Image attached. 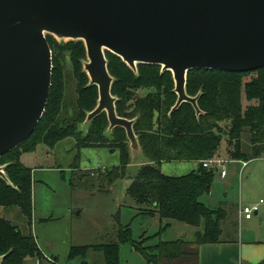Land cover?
Instances as JSON below:
<instances>
[{"label": "trees", "instance_id": "trees-1", "mask_svg": "<svg viewBox=\"0 0 264 264\" xmlns=\"http://www.w3.org/2000/svg\"><path fill=\"white\" fill-rule=\"evenodd\" d=\"M46 40L52 56V72L44 113L34 133L0 158V166L4 167L9 181L6 183L0 178V209H18L27 219L29 228L32 168L21 162L24 154L33 153L38 145L54 149L67 138L75 140L74 148L78 154L86 148L103 147L118 151L119 165L109 170L98 169L95 177L94 170L72 168L76 175L72 189L84 185L92 187L93 178H97L101 186H111L126 177L131 158L124 130L115 128L108 133L104 113L85 127L83 136L76 132V125L84 122L98 99L96 87L88 85L87 76L82 71L86 60L84 45L81 41L58 43L51 36H46ZM105 57L107 71L113 79L111 94L116 98V114L134 121L133 132L146 159L127 187L126 194L141 207L146 217L202 227L195 233L193 242L176 240L149 247L154 254H146L148 263L181 260L186 255L184 247L187 245L198 248L221 243V226L226 215L223 210L208 209L200 201L210 192L215 168H203L202 163L214 158L222 160L219 152L223 142L230 161L248 162L264 158V68L247 74L203 69L188 72L185 92L189 97L198 96L197 106L201 114L196 116L187 103L170 113L177 99L170 72H161L157 65L139 64L133 73L115 55L105 52ZM67 62L76 84L69 117L64 100V67ZM246 135L248 151L243 149ZM189 161L197 162V168L186 175L171 177L160 171L164 162ZM130 235V229L124 227L117 234L118 243L109 242L96 247L95 251L102 254L104 264H119L120 245L132 242ZM134 247L144 251L140 244ZM87 249L72 248L69 258L85 256ZM28 258H35L39 263L47 261L30 232H22L0 215V264H25Z\"/></svg>", "mask_w": 264, "mask_h": 264}, {"label": "water", "instance_id": "water-1", "mask_svg": "<svg viewBox=\"0 0 264 264\" xmlns=\"http://www.w3.org/2000/svg\"><path fill=\"white\" fill-rule=\"evenodd\" d=\"M46 36L83 43V72L98 95L83 125L105 113L107 132L122 128L131 159L143 165L134 121L116 114L105 52L133 73L139 64L170 72L177 97L170 113L187 103L198 116V96L185 92L188 72L264 68V0H0V158L44 113L52 72ZM0 178L9 183L3 166Z\"/></svg>", "mask_w": 264, "mask_h": 264}, {"label": "rangeland", "instance_id": "rangeland-1", "mask_svg": "<svg viewBox=\"0 0 264 264\" xmlns=\"http://www.w3.org/2000/svg\"><path fill=\"white\" fill-rule=\"evenodd\" d=\"M58 42V41H57ZM60 43V42H58ZM64 43V42H61ZM66 80L64 83V100L69 109L75 100L76 84L67 62ZM247 74V73H246ZM88 79V78H87ZM141 95V93H138ZM86 129L83 123L76 125V132L84 135ZM247 135L243 137L244 150L248 151ZM75 140L67 138L49 149L38 145L30 154H24L21 162L31 167L32 179V217L30 228L27 219L23 218L16 208L0 210V215L16 225L22 232L34 237L35 242L47 261H37L28 258L25 264H104L101 253L96 247L109 242H117L120 229H130V239L120 245L119 264H154L148 263L146 254H154L149 247L160 242L182 240L193 242L195 233L202 227L194 228L177 221H160L158 217L150 218L143 215L139 207L128 195L126 189L140 168L130 158L126 177L114 182L111 186L99 185L93 178V185L75 187L76 179L72 168L89 171L109 170L120 163L118 151L107 148H86L79 151L74 148ZM225 143L220 148L219 156L225 164L227 175L220 177V167H214V177L210 192L201 197L200 201L210 210H223L226 217L222 223V239L225 237L236 241L240 229L243 239L252 241L264 239V203L259 205L258 215H252L257 220L255 226H245L237 221L238 210L243 206H253L264 201V158H258L241 165L230 161L225 154ZM145 157H142V162ZM197 168V162H164L160 165L162 174L179 177ZM76 183V180H75ZM77 185V184H76ZM168 225V226H166ZM30 229V230H29ZM143 250H136L134 246ZM87 247L85 256L69 258L72 248ZM147 248V249H146ZM185 257L181 260L163 261L162 264H198L197 248L194 245L184 247ZM160 263V264H161Z\"/></svg>", "mask_w": 264, "mask_h": 264}, {"label": "crops", "instance_id": "crops-1", "mask_svg": "<svg viewBox=\"0 0 264 264\" xmlns=\"http://www.w3.org/2000/svg\"><path fill=\"white\" fill-rule=\"evenodd\" d=\"M237 214L236 220L242 225L255 226L256 219L245 220L239 214V210ZM255 215H258V212ZM263 220L264 216H261L258 224H262ZM238 234L236 241L225 237L221 243L198 247L196 252L198 264H264V239L244 240L241 229Z\"/></svg>", "mask_w": 264, "mask_h": 264}, {"label": "built area", "instance_id": "built-area-1", "mask_svg": "<svg viewBox=\"0 0 264 264\" xmlns=\"http://www.w3.org/2000/svg\"><path fill=\"white\" fill-rule=\"evenodd\" d=\"M237 163L241 165L240 172L247 165L246 162L239 161ZM225 164H226V161L214 158V159H210V160L203 162L202 167L207 168V169L214 168V167H216V168L220 167V177L223 178L226 176V173H227L226 168H225ZM263 203H264L263 200H259V202L253 206H243L242 208L239 209V214L245 220H249L252 218L253 214L258 212V210H259L258 206L263 204Z\"/></svg>", "mask_w": 264, "mask_h": 264}, {"label": "flooded vegetation", "instance_id": "flooded-vegetation-1", "mask_svg": "<svg viewBox=\"0 0 264 264\" xmlns=\"http://www.w3.org/2000/svg\"><path fill=\"white\" fill-rule=\"evenodd\" d=\"M86 58V57H85ZM86 61V60H85ZM82 71H83V67H82ZM85 73V72H84ZM87 76V75H86ZM88 78V77H87ZM88 83H89V79H88ZM97 90V89H96ZM97 98H98V95H97ZM105 114V113H104ZM106 116V115H105ZM107 131V130H106ZM109 133V132H108ZM125 133V132H124ZM126 137V136H125ZM107 149H109V148H107ZM111 151H115V150H113V149H110Z\"/></svg>", "mask_w": 264, "mask_h": 264}]
</instances>
